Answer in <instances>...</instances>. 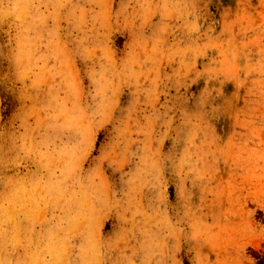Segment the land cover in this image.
<instances>
[{
    "label": "clouds",
    "instance_id": "clouds-1",
    "mask_svg": "<svg viewBox=\"0 0 264 264\" xmlns=\"http://www.w3.org/2000/svg\"><path fill=\"white\" fill-rule=\"evenodd\" d=\"M116 2L0 0V16L16 12L11 59L18 78L35 81L47 96L40 109L45 116L35 127L25 122L22 132L0 136V172L13 173L0 176V208L4 224L15 221L14 238L23 249L19 264H161L157 258L166 254L168 240L179 238L181 230L168 216V175L185 179L190 156L187 150L179 158L164 151L177 127L172 107L160 97H167L177 74L162 73L161 63L175 54L185 64L188 50L172 48L167 37L174 20L183 21L189 35L196 33L194 11L191 0H119L113 11ZM156 16L151 47L142 42L120 62L107 53L97 57L105 49L95 42L113 27L142 32ZM126 84L134 88V99L117 125V140L93 167L83 169V157L72 146H51L49 131L109 122L113 98ZM105 161L120 172L122 187L102 179ZM149 191L151 198L145 196ZM109 215L118 224L105 237L99 222Z\"/></svg>",
    "mask_w": 264,
    "mask_h": 264
},
{
    "label": "rangeland",
    "instance_id": "rangeland-1",
    "mask_svg": "<svg viewBox=\"0 0 264 264\" xmlns=\"http://www.w3.org/2000/svg\"><path fill=\"white\" fill-rule=\"evenodd\" d=\"M118 6L119 0L113 11ZM189 10L198 31L189 35L183 21L171 22L167 44L188 51L183 65L175 54L162 61V73L177 78L160 100L167 99L177 127L164 151L179 158L187 150L190 171L182 181L168 175V216L181 231L157 259L161 264H264V0H191ZM15 19L14 10L0 16V136L5 139L22 132L25 122L35 127L47 103L42 86L16 73L11 59ZM159 20L154 17L142 32L113 27L95 42L105 49L97 57L107 53L120 62L142 42L151 47ZM84 66L77 59L76 67ZM181 73L186 75L180 78ZM134 91L130 84L119 90L109 122L67 133L49 131V143L53 148L72 146L83 157V169H90L117 140V125ZM100 171L109 187H122L115 165L105 161ZM12 175L0 172L4 178ZM3 220L0 208V264H19L23 249L14 238L15 221ZM117 224L114 215L102 219L101 235H112Z\"/></svg>",
    "mask_w": 264,
    "mask_h": 264
}]
</instances>
